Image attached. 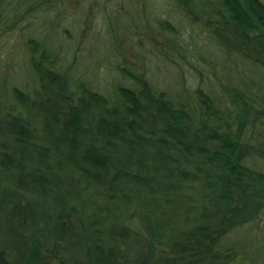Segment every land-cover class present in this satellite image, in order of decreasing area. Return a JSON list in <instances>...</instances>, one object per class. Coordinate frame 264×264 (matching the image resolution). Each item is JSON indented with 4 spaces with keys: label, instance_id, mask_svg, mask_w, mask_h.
<instances>
[{
    "label": "trees",
    "instance_id": "16d2710c",
    "mask_svg": "<svg viewBox=\"0 0 264 264\" xmlns=\"http://www.w3.org/2000/svg\"><path fill=\"white\" fill-rule=\"evenodd\" d=\"M8 1L0 0V20L15 26L43 0H21L26 7L13 14ZM167 1L187 17L195 7L218 18L214 36L240 68L220 97L186 85L157 90L126 68L120 73L131 84L103 95L56 67L45 44L26 40L31 90L3 84L0 105V155L19 154L23 175L7 186L0 175V196L10 201L7 213L30 221L24 239L7 230L26 247L19 264H43L41 243L65 234L82 252V261L67 264H242L227 237L264 217V3ZM158 27L175 31L167 20ZM58 208L67 226L55 221ZM170 225L177 229L167 235ZM115 227L137 240L132 256L113 245ZM0 264H15L3 239Z\"/></svg>",
    "mask_w": 264,
    "mask_h": 264
},
{
    "label": "rangeland",
    "instance_id": "374dc122",
    "mask_svg": "<svg viewBox=\"0 0 264 264\" xmlns=\"http://www.w3.org/2000/svg\"><path fill=\"white\" fill-rule=\"evenodd\" d=\"M7 4L6 10L10 14L16 13L17 8L22 11L26 7L23 3L18 5L17 0H9ZM184 12L167 0H43L32 14L20 16L15 26L11 20H0V105L5 103L3 84L8 88L17 86L24 91L31 90L33 82L28 65L31 47L26 41L29 36L46 45L47 54L56 58V67L66 70L74 81L85 83L103 95L112 96L119 85L131 84L120 73L126 68L144 75L157 90L176 93L186 85L204 92L212 90L220 97L223 95L222 86L227 85V75H233L240 68L235 65L236 59L227 54L226 43L224 46L214 36L218 18H208L195 7L189 10L188 17ZM161 20L169 21L175 28L174 33L161 30L158 27ZM13 21L16 23L17 19ZM246 74H251L249 67ZM30 109L32 111L29 112L33 113L34 107ZM2 132L0 125V134ZM20 158L16 153L7 158L0 155V175L6 186L11 184L8 178L14 182L23 178L16 167ZM9 163L12 168L5 169ZM6 186L0 185V192ZM53 198L49 196L45 200L52 202ZM9 202L0 196V241L4 240L10 259L19 264L26 247L9 239L7 230L10 233L16 230L24 239L28 236L30 221L23 223L19 212L13 216L7 213ZM58 209L55 221L67 226L61 208ZM106 226L103 224L102 228ZM172 226L166 229L167 235L176 232V226ZM132 227L142 232L135 219ZM244 230L248 233L240 231L229 235L227 246L233 247L231 237H234L242 251V264H264V239L253 236H264V217L261 222ZM114 232L120 240L113 243L116 250L132 256L138 248L137 240L116 227ZM71 237L65 234L41 243L43 264L82 261L80 243H75ZM156 249L161 256L163 251L168 253L164 245Z\"/></svg>",
    "mask_w": 264,
    "mask_h": 264
}]
</instances>
